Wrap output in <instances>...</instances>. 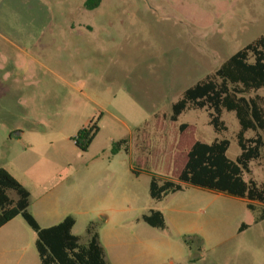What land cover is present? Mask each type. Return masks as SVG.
Wrapping results in <instances>:
<instances>
[{"label":"rangeland","instance_id":"374dc122","mask_svg":"<svg viewBox=\"0 0 264 264\" xmlns=\"http://www.w3.org/2000/svg\"><path fill=\"white\" fill-rule=\"evenodd\" d=\"M84 2L0 0V67L6 69L12 62L5 63L2 55H17L20 67L32 66L34 71L39 66L32 60L29 63L24 52L34 57L60 55L54 63L66 72L75 68L78 76L74 85L83 83L85 92L83 96L61 85L54 98L51 95L39 103L32 87L15 92L13 81L3 82L1 70L0 151L9 132L14 136L20 131L22 140L37 139L41 146L9 164L17 165L34 183H45L53 174L62 173L68 162H87L94 152L127 139L132 145L128 151L121 149L119 163L172 176L185 160L184 151L172 157L174 135L175 142L184 148L195 140L209 143L226 138V154L234 159L239 147L233 112L222 113L227 126L223 133L214 132L204 109L184 111L176 121L168 116L186 88L246 44L264 37V0H101L94 9H87ZM258 93L264 96V88ZM27 97L29 102H23ZM32 116L43 118L45 123L32 120ZM90 121L97 124L98 131L89 151L77 158L72 137ZM181 123L186 126L179 130ZM142 132H155L151 138L156 140L155 147L144 155L135 142ZM145 157L146 165H142ZM250 167L245 178L264 185V168L257 162H251ZM147 175H139L137 200L125 205L126 217L133 218L127 223L131 228L143 227L144 222L134 218L150 209H172L184 218L229 213L225 195L194 187L154 201L148 194ZM9 194L15 197L13 192ZM230 218L210 223L203 235H192L185 259L172 264H264V219L254 222L245 204L233 223ZM236 222L248 227L233 232Z\"/></svg>","mask_w":264,"mask_h":264},{"label":"crops","instance_id":"0c3cea01","mask_svg":"<svg viewBox=\"0 0 264 264\" xmlns=\"http://www.w3.org/2000/svg\"><path fill=\"white\" fill-rule=\"evenodd\" d=\"M24 54L29 58V63L32 64L31 60L36 62L39 66L38 70L34 71L32 66L27 65L20 67L15 59L17 55L14 57L12 54L2 55L5 63L8 60L12 61L6 69L0 67V71L3 70L2 81L9 79L13 81L15 92L20 88L32 87L34 93H38L39 103L49 99L51 95L54 98V93L61 85L67 90H78L83 96L85 95L82 90L83 83L79 86L74 85L73 81L78 76L76 69L72 68V72H66L60 69L58 63H54L55 60L60 59V55L53 54V57H45L40 54L34 57L27 52ZM29 99L31 98L27 97L22 101L28 103ZM31 119L45 123L43 118L32 116ZM88 124L89 122H85L83 127ZM154 135L155 132H142L136 136L135 142L138 143L137 149L141 154L149 153L150 148L155 147L156 140L151 138ZM174 136L172 137V157L184 151L186 160V152L190 145L186 148L180 146L179 142H175L177 137ZM3 140L0 167L5 168L29 192L27 209L36 222L41 227H48L58 223L65 216L71 215L75 219L72 233L78 235L83 242L85 226L90 221H97L100 244L109 264H172L174 261H182L187 256V250L190 249L183 243V236L203 235L206 226L219 221L222 217H231L230 223H233L236 214L241 209V204L246 206V200L243 198L217 193L227 198L224 200L229 206V213L211 212L206 216L190 214L184 218V214L174 213L172 209L168 212L164 209H155L163 214L164 228L150 226L142 220V215L134 219L136 222L141 220L145 225L137 229L131 228L127 226V223L133 218L126 217L125 205L137 200L136 189L139 187V175L148 174L149 187L151 174L174 180L183 165L172 176L150 173L145 167L135 168L126 166L123 162L119 163L117 156L122 150L113 153L111 146L108 150L94 152L89 159L87 158V162L75 164L68 162L62 173H57L59 170L54 172L57 174H53L45 183H34L17 165L9 163L21 154L35 153L40 146L38 140L24 141L20 131L14 136L9 132ZM123 140L125 143L122 145L126 147L124 151H128L132 142L127 139ZM111 141H114V138ZM91 144L92 142L84 152L75 147L76 157L83 158ZM108 155H110L109 159ZM6 157H9V160ZM114 158H117V161H114ZM141 162L142 165H146V157ZM176 193L169 194L165 198H171ZM254 205L257 208L262 207L257 202H254ZM233 211H236L235 217H233ZM241 224L238 225L236 222L233 232H242L248 227L245 224L246 227L240 230ZM156 229L163 234H157V231H154ZM142 232L146 234H141ZM34 242L35 233L22 217L16 216L9 220L0 227V264H39Z\"/></svg>","mask_w":264,"mask_h":264},{"label":"trees","instance_id":"16d2710c","mask_svg":"<svg viewBox=\"0 0 264 264\" xmlns=\"http://www.w3.org/2000/svg\"><path fill=\"white\" fill-rule=\"evenodd\" d=\"M101 0H85L87 9L96 8ZM264 88V37L246 44L210 74L186 88L171 106L168 116L176 121L184 111L204 109L208 123L216 133L227 130L222 113L233 112L238 122L235 140L239 153L230 159L226 152L229 140L214 138L211 142L195 140L186 152V160L174 180L151 174L148 194L154 201L189 187L239 197L246 200V207L253 213V221L264 219V185L253 178L251 162L264 168V96L258 93ZM186 126L181 123L178 128ZM98 131L95 122L79 129L72 137L74 146L84 152ZM251 132L250 136L246 133ZM118 140L112 144V152L126 150ZM15 197H11L9 192ZM254 202L262 207L257 208ZM29 192L5 168L0 167V227L16 216L24 219L35 233V248L39 264H109L99 240V223L90 221L84 229V241L72 233L73 216H65L58 223L41 227L28 211ZM150 226L164 228L161 211L150 209L141 216ZM240 225V230L245 228ZM183 243L190 247L191 236H183Z\"/></svg>","mask_w":264,"mask_h":264}]
</instances>
